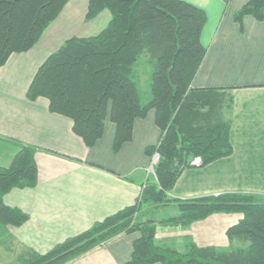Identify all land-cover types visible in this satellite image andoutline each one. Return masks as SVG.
<instances>
[{"label":"trees","instance_id":"obj_1","mask_svg":"<svg viewBox=\"0 0 264 264\" xmlns=\"http://www.w3.org/2000/svg\"><path fill=\"white\" fill-rule=\"evenodd\" d=\"M70 0H0V70L13 54L32 50L59 18ZM107 11L111 20L100 33L72 37L39 67L27 98H45L51 113L70 119L73 132L91 149L104 135L109 118L116 126L114 151L130 142L137 119L155 112L161 130L156 180L148 183L133 206L95 224L90 230L40 254L21 247L17 264H69L112 239L140 233L127 264H264V198L222 194L179 204L181 214L167 223L195 222L218 213L240 214L227 231V251L191 246L179 254L156 243V222L144 209L165 206L182 172L229 157L232 96L222 89L192 87L206 49L201 43L206 14L183 0H88L87 19ZM252 16L264 22V0H250L235 20ZM150 58L149 98H142L137 67ZM147 99V100H146ZM36 149L20 145L11 163L0 166V237L20 227L28 214L9 207L4 196L13 189L37 186ZM235 242L241 246L234 245Z\"/></svg>","mask_w":264,"mask_h":264},{"label":"crops","instance_id":"obj_2","mask_svg":"<svg viewBox=\"0 0 264 264\" xmlns=\"http://www.w3.org/2000/svg\"><path fill=\"white\" fill-rule=\"evenodd\" d=\"M183 1L207 17L201 35L206 55L192 87L222 89L232 96L233 152L207 166L200 163L185 169L168 194L170 202L146 209L143 219L157 223L156 243L162 248L187 254L194 245L223 252L231 247L227 231L242 215L218 213L195 222L166 221L180 216L183 201L222 194L264 198V22L252 16L241 23L235 20L250 0ZM105 15L102 29L111 20L107 11ZM79 25L69 29L78 30ZM62 29H67L66 24ZM61 33L49 39L46 31L32 50L13 54L0 70V166H9L22 144L36 149L38 169L35 188L13 189L4 196L6 205L29 216L24 225L8 228V234L21 247L40 254L135 205L144 186L155 180L147 172L151 156L146 150L161 137L155 112L150 111L135 121L131 141L118 152L114 151L116 126L109 118L104 135L89 149L74 134L70 119L50 112L47 99L28 100L39 67L63 44L58 39ZM165 211L170 213L161 218ZM138 238L139 232L120 235L69 264H127Z\"/></svg>","mask_w":264,"mask_h":264},{"label":"rangeland","instance_id":"obj_3","mask_svg":"<svg viewBox=\"0 0 264 264\" xmlns=\"http://www.w3.org/2000/svg\"><path fill=\"white\" fill-rule=\"evenodd\" d=\"M87 12L88 0H70L61 17L57 20V22L52 24L53 27L51 28V30V26L48 28L47 38L49 37L50 39L49 35H54L56 33L58 35V33L62 31V35L58 36V39H61V43L64 44L68 39L76 37L77 35L87 36V34L95 33L100 30L102 31L103 29L101 26L106 23V11L100 13L93 20L87 19ZM62 24H66L67 29H62ZM79 24L82 25V27ZM70 25H79L78 30L75 28L69 29ZM46 39H43V41H46ZM136 69L139 78V88L142 94V98L148 99L150 95V76L153 71L150 58H143ZM145 210L146 209L142 210L140 213H136L134 217L135 221L137 218L140 219L143 213H145ZM169 213V211L161 212V218H165V216H167V214ZM21 251V246L17 244L16 241L14 242V240L10 238L9 234H7V236L0 237V264H17L16 258L21 253Z\"/></svg>","mask_w":264,"mask_h":264},{"label":"built area","instance_id":"obj_4","mask_svg":"<svg viewBox=\"0 0 264 264\" xmlns=\"http://www.w3.org/2000/svg\"><path fill=\"white\" fill-rule=\"evenodd\" d=\"M160 154L158 152H155L152 156H151V160H150V165L149 168L147 169L148 175L153 177L155 180L156 178V174H155V169L158 166L159 162H160ZM201 163V159L197 158L193 165H198ZM146 186V185H145ZM144 186V188H145Z\"/></svg>","mask_w":264,"mask_h":264}]
</instances>
